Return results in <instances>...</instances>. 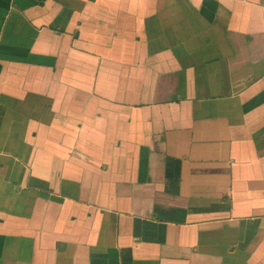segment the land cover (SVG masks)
<instances>
[{"label": "crops", "instance_id": "0c3cea01", "mask_svg": "<svg viewBox=\"0 0 264 264\" xmlns=\"http://www.w3.org/2000/svg\"><path fill=\"white\" fill-rule=\"evenodd\" d=\"M0 264H264V0H0Z\"/></svg>", "mask_w": 264, "mask_h": 264}]
</instances>
